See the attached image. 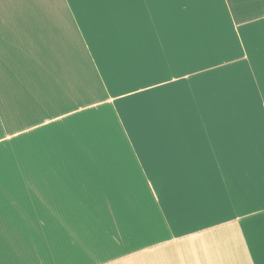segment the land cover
Masks as SVG:
<instances>
[{
	"label": "crops",
	"instance_id": "obj_1",
	"mask_svg": "<svg viewBox=\"0 0 264 264\" xmlns=\"http://www.w3.org/2000/svg\"><path fill=\"white\" fill-rule=\"evenodd\" d=\"M0 264H264V0H0Z\"/></svg>",
	"mask_w": 264,
	"mask_h": 264
}]
</instances>
